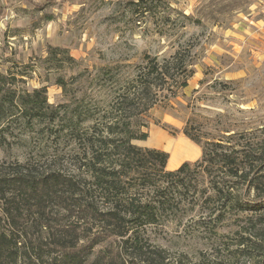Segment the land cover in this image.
<instances>
[{
	"label": "rangeland",
	"instance_id": "374dc122",
	"mask_svg": "<svg viewBox=\"0 0 264 264\" xmlns=\"http://www.w3.org/2000/svg\"><path fill=\"white\" fill-rule=\"evenodd\" d=\"M26 6L15 9L19 17L1 20L6 25L0 29V73L14 78L12 88L19 94L45 88L58 120H69L70 114L63 112H80V119H73L79 135L63 127L55 138L54 124L14 118L0 140L1 172L10 175L17 165H26L37 176L56 172L72 177L97 209V190L83 166L85 144L97 142V113L108 110L118 92L149 64L162 71L165 66L169 73L165 81L153 79L152 108L128 113L144 124L139 132L147 134L134 145L156 148V143L167 142L151 130L176 141L187 120L200 130L201 143L207 137L250 131L264 139V0H79L54 2L43 10ZM49 48L65 50L73 61L64 53H49ZM178 62L191 72L185 88L180 84L188 72L177 68ZM169 128L177 132L171 134ZM169 146V159L175 147L188 162L196 158L193 147ZM199 171L194 170L197 180L181 198L186 201L157 227L146 228L138 255L129 248L120 252L123 240L104 241L95 220L60 213L52 222L76 227L86 236L79 244L103 240L95 250L111 249L124 264H264V214L245 212L214 222L219 214L215 207L209 211L191 205L207 186ZM245 191L240 190L241 197L247 200ZM27 229L30 238L47 237L43 228Z\"/></svg>",
	"mask_w": 264,
	"mask_h": 264
},
{
	"label": "trees",
	"instance_id": "16d2710c",
	"mask_svg": "<svg viewBox=\"0 0 264 264\" xmlns=\"http://www.w3.org/2000/svg\"><path fill=\"white\" fill-rule=\"evenodd\" d=\"M50 51L64 53L67 61H73L65 50ZM177 68L187 71L183 62H178ZM187 72L182 88L187 87L185 80L191 76ZM168 73L165 66L162 71L157 64H149L130 87L118 92L108 110L97 113V142L89 141L83 151L87 160L83 166L92 178L91 188L97 190V209L84 195L82 183L72 177L56 172L37 176L26 165H17L10 175L0 171V264H124L111 249L95 248L101 241L114 238L123 240L120 252L129 248L137 255L142 253L146 228L157 227L186 201L181 198L197 180L193 173L196 169L207 180V186L195 194L193 199L197 200L191 205L201 204L209 211L215 207L213 211L219 214L214 222L245 212L264 214V139L255 131L207 137L201 143L200 130L187 120L180 133L199 146L201 155L195 162H184L172 171L165 169L168 153L132 143L145 140L147 134L139 132L137 128L144 124L128 113L135 114L140 108L139 114H143L152 108L153 79L165 81ZM13 82L9 73H0V140L17 117L27 123L54 124L55 138L61 136L63 127L79 135L73 119H80V112H63L70 114L69 120H58L56 110L49 109L45 88L19 94L12 88ZM169 132L177 130L169 128ZM243 187L247 200L241 197ZM60 213L97 221L104 239L90 238L79 244L86 236L76 227L52 222ZM200 224L212 231L207 221ZM32 225L45 229L47 237H28L26 227ZM142 262L157 264L153 260Z\"/></svg>",
	"mask_w": 264,
	"mask_h": 264
},
{
	"label": "crops",
	"instance_id": "0c3cea01",
	"mask_svg": "<svg viewBox=\"0 0 264 264\" xmlns=\"http://www.w3.org/2000/svg\"><path fill=\"white\" fill-rule=\"evenodd\" d=\"M59 1L63 2L64 4H69V3H77L79 0H0V29H4V26L6 25V22L5 21L2 22L1 20H3V19L5 20L6 18L10 19V18L15 17V16H18V17L20 16V13H18L19 11L15 10L16 8L17 9L18 8L26 9V7H27L26 5L34 7V4H35V5H41L42 8L40 10H43L47 5L52 4L54 2H59ZM151 133H152V135L158 136L160 139L163 138L165 141H167L166 143H156L155 144L156 148H152V149H158V150L164 151L166 153H169V156H170V153L172 151V147L169 145L173 146V145H176L178 143L179 144L183 143L184 145H187L189 147H193L195 149L196 152H195V155L193 157H196V158L193 162H195L196 160H198L200 158V155H201L200 148L196 144L191 142L189 139H187L184 135L176 141H171L161 131L151 130L150 134ZM146 148H149V147H146ZM186 159H188V158L181 159L179 161V163L177 164V166L169 167V169L167 168L168 163H166L165 169L168 171L175 170L182 163L188 162Z\"/></svg>",
	"mask_w": 264,
	"mask_h": 264
},
{
	"label": "bare ground",
	"instance_id": "6f19581e",
	"mask_svg": "<svg viewBox=\"0 0 264 264\" xmlns=\"http://www.w3.org/2000/svg\"><path fill=\"white\" fill-rule=\"evenodd\" d=\"M185 152L184 151H182L181 149H179V148H177V147H175L174 149H173V152H172V154H171V158L169 159V161H168V167H175L174 165H175V163L178 161V160H180V159H182L183 157H185ZM178 164V163H177ZM167 167V168H168Z\"/></svg>",
	"mask_w": 264,
	"mask_h": 264
}]
</instances>
